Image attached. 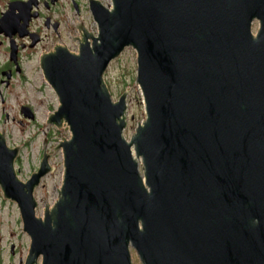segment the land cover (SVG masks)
<instances>
[{"label": "water", "instance_id": "obj_1", "mask_svg": "<svg viewBox=\"0 0 264 264\" xmlns=\"http://www.w3.org/2000/svg\"><path fill=\"white\" fill-rule=\"evenodd\" d=\"M109 2L88 0L96 35L77 22V53L60 45L40 58L58 101L46 123L70 134L53 149L63 177L40 215L34 191L52 155L22 182L20 148L0 134V190L29 238L24 264H132L130 249L141 264H264V0ZM36 5L0 17L11 54ZM126 48L145 114L129 140L127 92L113 101L104 82Z\"/></svg>", "mask_w": 264, "mask_h": 264}, {"label": "rangeland", "instance_id": "obj_2", "mask_svg": "<svg viewBox=\"0 0 264 264\" xmlns=\"http://www.w3.org/2000/svg\"><path fill=\"white\" fill-rule=\"evenodd\" d=\"M6 0H0V9ZM78 4L79 12L76 13L70 0H58L55 6V13L52 16L60 20L62 24L61 36L52 43L65 46L72 53L78 50V40L73 36L81 38V33L77 22L82 21L86 30L92 35L96 34V26L92 21L88 10V0H75ZM105 6H109V0H98ZM36 23H39L36 21ZM256 23L252 26L253 33L257 30ZM51 34V33H50ZM2 40V39H0ZM82 39H79L81 42ZM3 41V40H2ZM4 41L0 44V60L3 58ZM39 49L32 52L33 59L23 64L24 77L26 82L11 92H2L5 104L0 105V132L9 147L21 146V152L15 169L21 181H26L31 173L36 171L43 153L51 154V166L53 173L41 181L40 186L35 191V198L38 203L37 214L42 213L46 205H51L57 199V191L61 185L63 165L62 155L54 153L53 149L59 140H63L68 133L65 130H56L47 124L48 115L56 110L58 106L57 97L52 89L45 82L40 70ZM136 78V53L132 48H126L122 54L113 60L104 73V82L107 85L113 101L127 92V127L124 136L127 140L133 135L134 130L144 117L142 97ZM22 106H30L35 119L29 121L20 112ZM15 119L14 121L12 119ZM19 121L22 122L19 123ZM58 132V133H57ZM52 136V142L46 141L45 137ZM58 140V141H57ZM29 249V238L22 231V224L17 206L2 198L0 190V264H19V260L24 263ZM134 264H140L133 252Z\"/></svg>", "mask_w": 264, "mask_h": 264}, {"label": "flooded vegetation", "instance_id": "obj_3", "mask_svg": "<svg viewBox=\"0 0 264 264\" xmlns=\"http://www.w3.org/2000/svg\"><path fill=\"white\" fill-rule=\"evenodd\" d=\"M27 1L6 0L3 3V8L0 9V17L3 13L7 12L9 4L12 3V7L18 9L19 7H23V4ZM14 2H17V4H14ZM57 2L58 0H54V2H51V0H37L36 11L38 12V17L29 21L27 25L28 35L21 38L16 34L13 37L14 54H11V40L8 37L0 35V39L4 41L3 58L0 60V105L3 106L5 104L4 96L1 95L2 92L14 91L15 88L20 87L26 82L22 66L26 61L33 59L32 52L39 49L40 53L38 57L40 58L43 53H48L56 46H60L56 45L52 48L53 41L61 36L63 29L60 20L51 15V13L56 14L55 6ZM70 2L73 10L78 13L79 8L77 2L75 0H70ZM15 13H18V11L15 10ZM36 21L39 23H36ZM2 40H0V44H3ZM34 40H36V43L33 45ZM12 120L14 121L15 119L13 118ZM19 123L22 124L21 121ZM2 133L0 132V134ZM133 252L130 249L132 264L135 262ZM22 261L19 260V264H24Z\"/></svg>", "mask_w": 264, "mask_h": 264}]
</instances>
